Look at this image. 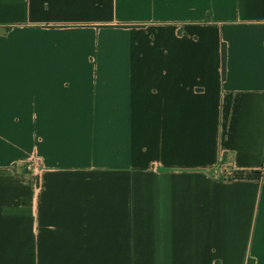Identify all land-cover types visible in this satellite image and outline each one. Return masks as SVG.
Wrapping results in <instances>:
<instances>
[{
  "label": "crops",
  "instance_id": "obj_1",
  "mask_svg": "<svg viewBox=\"0 0 264 264\" xmlns=\"http://www.w3.org/2000/svg\"><path fill=\"white\" fill-rule=\"evenodd\" d=\"M263 169L264 0H0V264H264Z\"/></svg>",
  "mask_w": 264,
  "mask_h": 264
},
{
  "label": "trees",
  "instance_id": "obj_2",
  "mask_svg": "<svg viewBox=\"0 0 264 264\" xmlns=\"http://www.w3.org/2000/svg\"><path fill=\"white\" fill-rule=\"evenodd\" d=\"M224 67H225V46L224 44L221 45V68H222V77L224 76ZM247 264H251L248 262Z\"/></svg>",
  "mask_w": 264,
  "mask_h": 264
},
{
  "label": "built area",
  "instance_id": "obj_3",
  "mask_svg": "<svg viewBox=\"0 0 264 264\" xmlns=\"http://www.w3.org/2000/svg\"><path fill=\"white\" fill-rule=\"evenodd\" d=\"M262 172L264 174V169L262 170ZM215 173H216L217 176H220L222 178H227L229 176V172L226 169H224V168H222L219 171H216Z\"/></svg>",
  "mask_w": 264,
  "mask_h": 264
}]
</instances>
